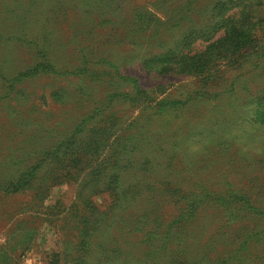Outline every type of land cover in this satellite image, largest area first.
I'll return each instance as SVG.
<instances>
[{
    "label": "trees",
    "instance_id": "1",
    "mask_svg": "<svg viewBox=\"0 0 264 264\" xmlns=\"http://www.w3.org/2000/svg\"><path fill=\"white\" fill-rule=\"evenodd\" d=\"M111 31L200 89L158 100ZM263 36L264 0H0V264L42 224L44 264H264V153L239 143L264 125ZM253 59L259 88L213 89V68ZM55 187L70 197L44 205Z\"/></svg>",
    "mask_w": 264,
    "mask_h": 264
},
{
    "label": "rangeland",
    "instance_id": "2",
    "mask_svg": "<svg viewBox=\"0 0 264 264\" xmlns=\"http://www.w3.org/2000/svg\"><path fill=\"white\" fill-rule=\"evenodd\" d=\"M153 0H124V5L126 7L134 5V4H148V2H151ZM175 1H173L171 4H174ZM170 4V5H171ZM69 12V11H68ZM154 14H156L157 17L159 18H164L161 12L159 10H152ZM70 14V12H69ZM70 15L66 19V23L70 19ZM65 23V22H64ZM110 31V30H109ZM108 31V32H109ZM112 36L115 38L111 39V47L115 53V55L119 56H125L127 59L131 57V62L128 63V66L130 67V70L134 73L133 75H137L140 78L139 85L143 88H148V87H153L155 86L158 82L160 84H165V87L160 90H156L157 98L158 100H161L162 98H168L169 100H177V99H183L188 97L192 92H194L197 89H200V84L197 82L199 80H195L191 76H175V75H170L168 78H154V74L149 73V69L143 68L141 65V62L135 58V54L137 51V48L129 45L127 43V40H125V33L122 31V33H116L111 31L110 32ZM104 39L102 37L98 38ZM108 39V40H109ZM115 42V43H114ZM264 43V36L263 38L259 41L258 44L262 45ZM255 60H250L241 65L240 67L238 66H226L223 64H220L213 68L211 71V86H213V89H226L229 86V82L233 81L235 78H237L238 81H241L243 78L244 79H253L252 85L254 88H259L261 86V81L259 79L257 70L252 67L253 62ZM253 69H252V68ZM256 70V71H254ZM242 74V75H241ZM47 82V80H45ZM75 84H73L74 86ZM48 89V88H47ZM50 109L53 111L58 109V105L52 103L50 100ZM241 102V101H240ZM137 105H135L132 109L137 108ZM129 111V110H128ZM131 112V111H130ZM254 119L256 122L263 123L264 122V114L261 116L260 114H255ZM64 194V196L70 197L68 194V190L65 187H55L50 191V194L45 201L44 205H51L55 201V199L58 198L60 194ZM2 224L0 223V232H2L3 229ZM1 237V236H0ZM1 239V238H0ZM52 240H53V235L52 232L42 224L40 226L39 230V239L35 241V243L32 245V247L25 251L23 255L19 256L17 255L16 257V264H44V254L47 250H49L53 245H52Z\"/></svg>",
    "mask_w": 264,
    "mask_h": 264
},
{
    "label": "clouds",
    "instance_id": "3",
    "mask_svg": "<svg viewBox=\"0 0 264 264\" xmlns=\"http://www.w3.org/2000/svg\"><path fill=\"white\" fill-rule=\"evenodd\" d=\"M257 129H254V135L250 140L240 141L241 151L244 153H264V125H258ZM208 143L207 140L192 143L188 146V151L190 153H197L203 151L204 146Z\"/></svg>",
    "mask_w": 264,
    "mask_h": 264
}]
</instances>
